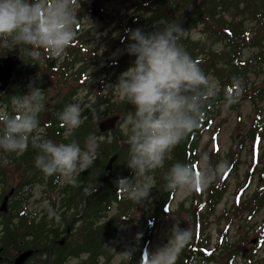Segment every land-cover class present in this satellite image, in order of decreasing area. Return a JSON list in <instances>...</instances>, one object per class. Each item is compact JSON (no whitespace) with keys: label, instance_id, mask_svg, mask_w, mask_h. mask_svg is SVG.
Wrapping results in <instances>:
<instances>
[{"label":"trees","instance_id":"trees-1","mask_svg":"<svg viewBox=\"0 0 264 264\" xmlns=\"http://www.w3.org/2000/svg\"><path fill=\"white\" fill-rule=\"evenodd\" d=\"M217 6H222L223 9L222 17L219 18H215V15L210 14ZM207 9L209 16L205 21L208 30L207 37L217 42L218 45L221 44L220 48L216 50L206 49L207 47L202 40L192 39L186 35H181L179 42L207 75H212L220 82L221 92L205 106L198 127L193 129L173 149V160L166 161L164 168L157 169L150 174L152 189L149 197L142 204L136 205L127 198L125 193L123 194L122 191L117 189L115 181L118 177L132 176L131 170L124 163L127 158L128 146L126 143L123 145L119 158L109 173L102 190L100 192L94 191L91 194L84 192V188L89 184L97 187L107 158L117 149L118 142L126 139L127 129L125 128L124 132L120 129L113 131L112 141L102 140L103 138L100 137L102 135L96 129V123L105 116L118 114L121 117L119 124L124 123L125 125V118L128 111L131 110V106L121 100L115 87H111V90L108 89L109 92L105 90L102 93L97 92L92 104L82 114L83 122L81 126L65 133V127L58 119V114L64 106L71 103V99L65 97L54 108V111H56L53 112L55 120L52 123L53 129L51 131L53 138L59 140L61 134L59 125H61L63 137L60 142L77 139L83 144L89 128L91 133L96 134L98 138L97 158L92 167L80 173L76 185L64 183V186L59 190L61 194L54 193L49 198V201L54 204L56 212L60 215L59 220L50 218L47 212L44 211L28 213L20 207L21 200L15 202L13 207L16 213L14 212L13 216L16 223L14 227L5 225L1 245L12 244L14 247L35 250L31 256L34 264H111L119 249V228L130 223H140L138 233L142 235L139 240L136 236L127 247V249H135L131 260H125L122 255L120 260L115 263L140 264L142 253L147 251L151 237L161 220L170 212L174 200L175 192L166 191L163 186V175L167 167L174 161L179 160L190 163L197 171L200 155L197 150L199 141L204 132L211 128L212 120L219 112L217 106L225 101L226 97H231L234 102L249 99L257 104L264 101V80L261 79L259 82L248 81L250 73L264 74V0H208ZM197 21H192V25L201 24L200 20ZM119 44L118 36L112 41V46ZM245 49L251 50L247 58L243 57ZM71 55L73 56L72 52ZM62 65V73L67 74V71L71 69V61ZM128 67L124 63L120 66V62L114 63L113 61L109 70L106 71L110 78L109 81L115 84L119 73L125 71ZM35 69L38 70V64L35 65ZM84 72L85 69L81 67L70 73V75L78 77H71L70 80L79 79L81 83ZM64 80H66L65 75ZM95 80V85L102 83V81H98L97 76ZM37 83L39 84L38 81ZM15 92L16 95H19L17 93L19 91L12 90V93ZM116 93L119 97L115 96ZM5 102L7 103V98ZM234 102L229 105L231 108H234ZM93 109L98 119H94ZM263 111L264 105L257 111V122L248 132V138L255 139V135H258V138L262 137L260 123L263 120L260 119V116ZM92 120H94V123ZM263 154H261V157H263ZM26 155L27 153L23 157H26ZM261 157L258 156V161L254 165L252 164L253 167H250L251 171H248V173L251 174L256 170L261 163ZM236 164L237 161L233 160L228 164V167L236 169ZM259 171L264 172V166ZM3 175L0 170V183L4 187L6 180H3ZM35 180L36 182H44L41 174H35L31 181ZM56 181V178L47 177L45 185L50 189L57 187ZM27 184H30V182L23 183V185ZM204 191L207 212L200 211L198 204H195L196 208L192 206L188 209L193 239L181 253L177 264H193V261H195V264H236L243 255L241 248L245 247V242L241 234L233 238L229 231L235 218L245 214L251 216L264 204V180L262 185L258 186L252 194L238 197L229 207L222 209L218 218H216L219 221V226L217 238L213 244L209 241V236L203 233V230L204 225L209 223L208 215L214 213L211 211L214 210L216 203L219 202L226 191L224 180L218 178V183H213L206 187ZM234 194L237 195L236 192ZM85 197L86 207L81 215L80 223L72 227L67 240L59 246V239L56 238H58L61 231L63 233V226H66L67 220L79 214ZM111 201L116 203L117 208L109 214L108 203ZM221 223H224L223 227L220 226ZM27 236L28 239H26ZM262 238L263 236H260V240ZM54 241L56 244H54ZM20 243H22L21 246ZM49 255L51 256L50 263ZM246 257L247 255L244 254L241 258Z\"/></svg>","mask_w":264,"mask_h":264},{"label":"clouds","instance_id":"clouds-1","mask_svg":"<svg viewBox=\"0 0 264 264\" xmlns=\"http://www.w3.org/2000/svg\"><path fill=\"white\" fill-rule=\"evenodd\" d=\"M80 0H0V47L23 48L34 63L42 50L49 59L60 58L76 39ZM182 28L159 21L152 30L127 29L128 43L123 49L134 60L120 73L114 86L120 98L131 106L125 118L127 158L131 177H118L117 189L139 205L149 197L150 174L173 160L172 151L197 128L205 106L221 92L218 80L209 77L179 42ZM225 98L226 105L233 103ZM45 96L37 86L22 95H14L11 109L0 107V152L36 151L34 166L57 182L76 185L81 172L93 166L97 158L98 138L90 133L81 144L77 139L54 142L40 134V113ZM89 105L82 97L64 106L58 119L68 130L82 124V112ZM94 119H98L93 109ZM225 163H213L208 154L199 156V172L190 163H171L163 175L164 189L191 192L215 183ZM96 186L84 188L91 194ZM50 218L59 220L56 210L45 206ZM142 234H137L139 240ZM193 239L191 226L175 222L167 242L152 252H143L140 264H177L181 253ZM135 251L122 252L130 261ZM195 264V261H193Z\"/></svg>","mask_w":264,"mask_h":264},{"label":"rangeland","instance_id":"rangeland-1","mask_svg":"<svg viewBox=\"0 0 264 264\" xmlns=\"http://www.w3.org/2000/svg\"><path fill=\"white\" fill-rule=\"evenodd\" d=\"M111 7L114 8L116 6H114L113 4L106 5L107 11H109ZM86 10H87V5H80L78 13H84V11ZM126 10H127L126 6H122V8L120 9L121 12H124ZM85 23L87 25L91 23L95 27L94 40L89 45L93 49H91L88 55L87 63L89 64L88 72L90 73H88L87 75L90 74L97 75L99 74V72H97L99 69L103 68L104 66L108 67L109 61L122 55L123 49L125 47H118L115 50H113L110 40L112 39L113 35L111 37L101 36L100 30H103L104 26H107V24H109L108 22L104 20L93 21L87 17ZM190 37L192 39L202 40L207 47L206 49L211 48L216 50L219 49L221 46V44L218 45L217 42L210 39V37L207 36L201 37L198 34H196L194 31H191ZM8 50L10 49L0 47V55L3 54V51H8ZM250 52H251L250 49H245L243 51V57L247 58L250 55ZM124 56H125L124 62L126 66H129L134 60V57L129 56L126 52ZM100 65H103V67L98 68ZM103 70L107 71L109 70V68L106 69L104 67ZM208 76L214 78L212 75H208ZM248 78L249 81H259L261 79L264 80V74L250 73L248 75ZM94 81H96L95 78L91 77L86 84L79 85L78 90L76 92L77 95L76 97H82L88 104L94 99V96L98 92V90L101 92H103V90L108 92L109 91L108 89L111 90V87H114L111 86L113 85L112 83L105 82L104 84L99 83V87L100 85H104L105 87L104 89L99 88L97 85L93 88H89L90 83ZM54 84L55 82L53 81L52 85L54 86V90L59 89V87L55 86ZM75 84L76 83L74 80H69L68 82L63 83L62 84L63 91ZM30 86H31L30 81H28L26 84L27 89L25 93L29 90ZM51 94L52 92H49L45 98L46 106L42 114V117L40 118V122H43V120L45 121V119L49 118V114L47 111L52 101ZM58 95L56 96L55 100L57 99ZM115 96L116 97L118 96L117 93L115 94ZM235 102H236L235 108H231L229 105H226L225 101H222L217 106V108H219V112L213 118V123L211 128L206 132H204V134L202 135L201 140L199 141V146L197 148L200 155L207 153L210 160L214 164L224 162L226 165L223 172L218 177L224 179V185L226 186V191L219 200V202L216 203L214 210L211 211L214 212L215 217H213V215H208L209 223L207 225H204V230H203V233L209 236L210 238L209 241L211 242V244H213L217 238L219 221L218 219L216 220V218H218V215L220 214L223 208H227L231 205V203L234 200L233 195L236 188L239 187L240 191L242 190L243 197L249 196L251 193L254 192V190L258 186L262 185L264 180V172L259 171V169L262 166H264V154H263L264 133H262V139L256 142L248 138V132L250 128H253V125L257 120L255 104L251 100H247V99L237 100ZM10 105H11V101H10ZM260 106L261 105H259V107ZM0 107L7 108L5 101H0ZM261 117L264 118V113L262 114ZM119 128L122 131H124L126 125H124V123H121L119 125ZM213 131L217 133L214 135ZM106 139H108V137L103 138L102 140H106ZM1 153L2 152H0V155ZM261 154H263V157H261ZM259 155L261 157V163L257 166L256 170L253 173L251 174L248 173V171H250L249 167L251 166L253 167L254 165V164L252 165L251 162L257 159ZM2 157L6 158V155ZM2 157H0V159H2ZM2 160H4V163L0 165V170L4 174L3 180H6V184L4 185V187L0 183V192L3 195L9 190L10 185H12L13 182H15V179L14 180L8 179L7 182V171L10 173V170L13 167V165L9 163L8 157L6 160L5 159ZM233 160L237 161L236 164L237 168L236 169L227 168L228 167L227 165ZM104 169L105 167L103 168V171ZM198 171H199V164H198ZM21 181L23 183L26 181L30 182V179L22 178ZM100 181L101 178L97 186H99ZM216 183H218V179ZM37 184L38 185H35L33 187V191L31 192V194L29 193L30 187H27L28 184L24 185L25 187L21 185L22 187L21 192L12 199L11 214H13L14 212V207H13L14 202L17 203L20 200H21L20 207L25 209V211H27L28 213L40 212V211L47 212L45 207L46 205L55 209L54 204H52L49 201V198L52 197L54 193H57L58 195L61 194L59 192L60 188L58 186L57 187L55 186L54 188L50 189L49 187H47V185L44 184V182H38ZM205 188L196 187L191 192L182 193L177 191L175 193V197L172 202L171 214H169L167 217L162 219L161 222L159 223L157 230L155 231L154 235L152 236L149 242L147 252L150 253L154 251L157 247L162 246L167 242V238L170 235V230L175 222L180 223V226L182 228H186L190 226V217H189L188 209L192 206L196 208L198 201H200L201 204L204 203L203 201H205L206 199V195L204 191ZM199 189L203 190L201 194H199ZM9 192L10 191H8V193ZM108 204H109L108 211L110 212L109 214H111L113 213V210L117 208V205L113 201H111ZM85 207L86 204L81 206L79 217L81 216V211L84 210ZM206 209L207 208L204 207L202 211L206 213L207 211ZM135 216L137 217L136 214ZM77 219L78 217L75 218L74 221V219L71 218L67 221V224L72 221L71 225H75V224L77 225L78 223H80V220L77 221ZM223 224L224 223H221L220 226L223 227ZM138 226H140V223H136V224L130 223L119 228V232H118L119 249L116 257L113 259L111 264H115L120 260L122 256V252H124L127 249L129 243L137 236L139 229ZM63 227L65 228V225ZM258 231L259 232L264 231V204L251 217L245 214L239 218L238 217L235 218L233 221V226L230 228L229 234L233 238H236L241 234L244 238L243 240L245 242V248H251L249 255L246 258L240 257V259L236 262V264H264V241L263 244L258 248H255V245H253L254 248H252L250 244V239L256 237L258 235Z\"/></svg>","mask_w":264,"mask_h":264},{"label":"flooded vegetation","instance_id":"flooded-vegetation-1","mask_svg":"<svg viewBox=\"0 0 264 264\" xmlns=\"http://www.w3.org/2000/svg\"><path fill=\"white\" fill-rule=\"evenodd\" d=\"M99 5V13L93 14V5ZM113 4L116 7H111L109 11L106 9V5ZM80 5H87V10L84 13H78V22L75 26V30L77 32L76 39L73 41L72 51L76 49H80L83 54L90 53L91 48L89 45L94 40L95 35V27L93 24L89 23L88 25L85 23L87 17L91 20H104L108 22L107 26H104L103 30H100V34L102 37H111L113 36H124L127 35V29H134L137 27L142 28L145 31L152 30L153 26L156 25L159 21H168L175 23L176 25H181L185 22L184 27L180 33V35L190 36L191 31H194L196 34L201 36H207L208 30L205 26V21L208 16V0H80ZM122 6H126V11L121 12L120 9ZM112 11V12H111ZM134 11V12H132ZM211 15H215V18L222 17L223 9L222 6H217L215 10L210 12ZM199 22L201 24L192 25V21ZM204 21V22H203ZM12 49H17L16 47ZM19 49V48H18ZM19 59L20 64L13 72V77L11 79L10 90L13 91H26V84L30 81L31 86H37L43 92L45 98L49 92H52L51 98L54 99L56 95L67 96L73 102L74 97H76V92L78 90V83L75 81V85L68 87L63 91V73L61 72V65L64 60L68 57L69 48L66 50V53L60 58L49 59L48 54L42 50L41 52V60L38 63H34L23 48L19 49ZM6 51H3L4 56ZM87 55V57H88ZM86 58L77 56L73 61L72 69L67 71V74L73 73L75 70L77 71L78 64H85ZM125 57L120 58V66L125 64ZM38 64V70L35 69V65ZM58 69L57 76L53 75L55 69ZM74 76V75H73ZM72 76V77H73ZM50 80H55V86H58L59 89L54 90L53 83H50ZM70 80V77L67 78L66 82ZM39 82V84L37 83ZM65 82V83H66ZM24 85V87H22ZM25 93V92H24ZM16 95L12 93V97ZM60 97V98H61ZM51 114H49L50 118ZM45 119L43 124H40L39 132L45 138L52 139L54 142H60L62 139V126L61 128L60 138L54 139L52 135L53 126L49 124L51 122V118ZM94 123V120H92ZM94 129V128H93ZM65 133H69V130L65 128ZM91 133V130L88 128V134ZM26 157H23L26 154ZM6 155L5 157H2ZM36 155V151L29 146V148L23 152L19 153H1L0 157L3 159H7L9 163L13 165L8 172V177L10 180H14L12 185L8 191H13L8 200V208L7 210L0 211V242L4 234L5 225L13 226L16 223L12 214H11V204L13 197L17 196L23 185L21 181L22 178H33L35 174H41L44 177V184L47 180V177L44 174L35 168L34 166V157ZM1 160V159H0ZM38 185L37 183H30L27 187L31 192L33 191V187ZM8 191L2 195L0 198V203L3 197L8 193ZM63 233L61 232L58 236L59 239ZM28 239V236L26 237ZM54 244L55 241H54ZM22 243H20V246ZM26 248L22 247H14L12 244L9 245H1L0 243V264H13L15 257L18 255L19 251H22ZM34 264V261L29 258L24 264Z\"/></svg>","mask_w":264,"mask_h":264},{"label":"water","instance_id":"water-1","mask_svg":"<svg viewBox=\"0 0 264 264\" xmlns=\"http://www.w3.org/2000/svg\"><path fill=\"white\" fill-rule=\"evenodd\" d=\"M17 53H18V51H9L8 54H7V57L0 58V95H1V92L4 91L6 89V87L8 86L10 78L12 76V71H13L14 67L18 63ZM117 120H118V116H111V117H108V118L104 119L98 125L99 131L100 132H105V131H107L109 129H113ZM120 149H121V145H120L119 149L108 159V161L106 163V166H105V169L103 171V175L101 177L100 184L96 188L97 191L102 189L103 183L106 180L107 173H108V171L111 170V168L113 166V163L115 162ZM6 201H7V198L5 197V199H4L3 203H2L1 209H2V207H4L6 205ZM82 212H83V210L81 211V213ZM77 217H75V218H77ZM71 222H69L67 224L66 233L63 236V238L60 240V242H59L60 244H63V242L65 241V239L67 237V233L70 231ZM254 242H255V240H252V243H254ZM33 253H34V250H32V249H27V250L21 252L15 258L14 264H24V262Z\"/></svg>","mask_w":264,"mask_h":264}]
</instances>
